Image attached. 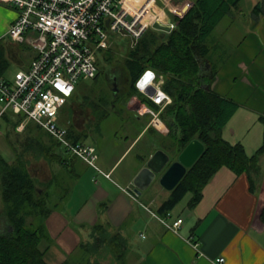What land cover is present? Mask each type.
<instances>
[{
	"label": "crops",
	"instance_id": "1",
	"mask_svg": "<svg viewBox=\"0 0 264 264\" xmlns=\"http://www.w3.org/2000/svg\"><path fill=\"white\" fill-rule=\"evenodd\" d=\"M192 1L124 0V8L133 14L143 13L146 23L155 16L164 23L169 19L173 23L171 15L183 16ZM17 15L14 6L0 1V41L9 37L8 29ZM168 30L167 27L162 29L165 33ZM212 37L220 43V47L212 54L213 60L219 65L210 88L238 104L224 126L222 136L231 143H242L247 155L251 156L264 141V125L260 120V115H264V0H241L215 27ZM13 54L19 69H26L35 56L33 54L21 60L18 46ZM116 91L113 88V92ZM147 116L139 115L135 110L129 124L131 128L133 123L130 132L132 140L112 164L102 167L97 164L109 176L73 156L70 163L66 161L62 165L56 160L42 163L40 158L34 160L33 169L30 165L29 170L39 193L47 197L52 207L45 222L53 241L45 252L46 260L50 264H62L78 254V244L91 239V230L96 224L105 225L109 231H117L126 239L123 228L130 221L137 243L135 254L139 256L132 261L127 259L129 264H264V220L260 216L264 207V165H260L264 164V154L259 156L260 162L250 173L236 174L227 166L219 168L205 184L200 200L193 207L189 205L191 195L187 193L167 212L170 213V220L177 217L183 219L178 230L174 231L142 206L147 205L156 212L170 191L152 206L151 202L139 199L140 194L136 193L134 198L124 190L133 191L134 176L148 157L160 149L159 142L148 137L153 127ZM164 125V130H157L160 136L169 132L167 125ZM143 139L147 141L143 152L134 157L139 167L125 185L118 184L112 180L118 161ZM169 153L172 156L174 151ZM65 154L63 152L62 155ZM143 155L145 158L141 160ZM172 157L175 159V156ZM13 159L14 153L7 160L10 162ZM88 169L96 171L104 181L99 182L94 172L88 174ZM72 176L76 181L84 177L85 183L87 181L90 185V191L86 193L85 184L79 185L74 195L82 198L76 205H72L73 195L66 205L60 207L57 202L66 198L70 188L68 181L73 180ZM3 210L0 199V231L8 225ZM126 254L127 250L124 257ZM108 256L110 259L113 257L111 254ZM219 257L224 259L220 263L216 261ZM113 258L111 264H116L117 260Z\"/></svg>",
	"mask_w": 264,
	"mask_h": 264
},
{
	"label": "trees",
	"instance_id": "2",
	"mask_svg": "<svg viewBox=\"0 0 264 264\" xmlns=\"http://www.w3.org/2000/svg\"><path fill=\"white\" fill-rule=\"evenodd\" d=\"M240 1L193 0L183 16L171 15L174 26L163 37L149 27L125 50L122 60L126 78V87L122 89H125L124 104L140 92L135 81L145 69H151L161 77V88L170 96V101L160 110L143 93L141 97L142 102L159 110V117L169 129L166 135L160 136L157 129L150 128L161 137L157 140L161 144L159 148L174 151L176 157L191 140L198 139L204 146L202 153L158 207V213L169 212L187 193L191 195L189 205L193 207L200 200L203 187L219 168L227 166L236 174L250 173L257 166L259 156L264 154V141L258 151L249 156L242 143H231L222 136L224 126L238 104L210 88L219 65L212 54L220 47L212 32ZM109 47L105 49L103 58L97 56V73L93 78L103 70L104 65L114 60V51ZM9 62L6 48L0 41V74L5 75ZM83 88L78 82L64 106L72 103L80 93L85 98L92 95V88ZM82 89L83 92H80ZM111 93L109 96L97 94L92 100L88 99L91 110L94 113L101 110V116H107L120 95L119 91ZM4 120L5 133L8 134L9 128L16 129L24 121V116L14 120L6 113ZM260 120L264 125V115H260ZM31 122L26 121L23 129L27 140L24 151L17 152L12 146L15 158L11 162L0 154V199L8 223L0 231V264H50L45 252L53 241L45 222L52 207L47 197L39 193L25 152L49 162L56 160L62 165L66 162L62 155L65 151L49 133L53 138L49 142L32 135ZM35 126L42 129L36 123ZM65 127L73 141H82L87 136L86 132ZM144 158V155L141 156V160ZM260 216L264 220V207ZM126 242L119 232H111L107 226L96 224L92 227L91 239L78 244V255L62 264H102V259L109 254L120 263L126 252Z\"/></svg>",
	"mask_w": 264,
	"mask_h": 264
},
{
	"label": "built area",
	"instance_id": "3",
	"mask_svg": "<svg viewBox=\"0 0 264 264\" xmlns=\"http://www.w3.org/2000/svg\"><path fill=\"white\" fill-rule=\"evenodd\" d=\"M0 1L17 9L18 15L8 29L9 37L15 42H26L36 51L28 67L17 70L12 79L0 74V120L7 111L23 115V122L29 120L38 124L66 153L109 176L98 168V154L92 144L73 141L68 136L67 128L59 122V112L79 79L96 75L98 51L110 45V34H127L134 44L153 25L150 21L142 23L139 14L124 9L123 0ZM158 21L155 16L153 22ZM173 26L174 23H170L169 28ZM161 84V77L151 69H145L135 81L138 91L159 106V110L170 101ZM150 90H153L151 94ZM138 101L137 113L150 114L151 126L164 130L159 110ZM124 190L135 198L133 191ZM142 206L171 230L177 231L183 221L181 217L170 220V213L162 216L149 206ZM223 260V257L216 259L218 263Z\"/></svg>",
	"mask_w": 264,
	"mask_h": 264
},
{
	"label": "rangeland",
	"instance_id": "4",
	"mask_svg": "<svg viewBox=\"0 0 264 264\" xmlns=\"http://www.w3.org/2000/svg\"><path fill=\"white\" fill-rule=\"evenodd\" d=\"M245 2L242 4L244 5ZM139 18L143 19V21H146V16L139 12ZM154 18L150 20L151 25H155L158 27H161L158 23H154ZM162 28V27H161ZM110 47L114 51V60L108 64L104 65L103 70L97 75L96 78H83L81 77L79 79V84L83 89H89L92 88V92H90L92 95H89V97L85 98L82 96L83 93H80V95L77 98H73V103H69L67 105H63L64 107L61 108L59 112L60 117V124L65 126H71L74 129L82 132H86L87 136H85L82 141L92 144L96 147V152L99 156L97 164L99 167H102L104 165H110L112 164L116 158L120 156V154L123 152L124 148L129 144V142L132 140L133 136L130 134L131 128L129 126L130 120L132 119V114L135 113L136 107L139 103L138 100H141L142 93L137 92L136 95L132 96L126 104L123 102V93L125 92V89L122 90L124 87H126V78L122 71V60L125 54V50L129 44H132L131 37L127 34L123 33H112L109 37ZM3 45L6 48V52L8 55V58L10 59L8 69L5 71V75L7 78L12 79V76L14 73L20 68L18 65V61H15L13 58V50L17 49V46L20 49V58L26 59L32 56L36 53L35 49L27 44L26 42H15L9 37H5V39L2 41ZM106 53L105 49H101L98 51V55L103 58V54ZM102 60V64H103ZM115 77V79H114ZM113 82L116 83L113 85ZM113 87L117 89L120 93L119 100H116V106L112 107V110L110 111L107 116L102 117L103 115L101 110L94 113L93 110L89 107L88 104L89 100H92L91 98L99 95H111V91L113 92ZM83 89L80 92H83ZM121 89V90H120ZM88 94V93H87ZM70 99V98H69ZM81 105V106H80ZM1 106V103H0ZM7 115L12 117L14 120H17L20 115H14L11 111H7ZM102 117V118H101ZM150 117L147 116L146 119ZM23 122V121H22ZM21 122V123H22ZM24 125L19 128L18 126L16 129L9 128L7 131L8 134H6V128L5 126V120L4 117L0 120V154H2L6 159H10L13 154V148L17 152H23L25 147L26 140V133H24V126L25 122H23ZM32 123V130L31 134L36 137H41L44 142H49L51 139H53L44 129H39L35 126L34 122ZM30 123V124H31ZM162 125H160L161 127ZM7 137V138H6ZM148 137L154 140H161V137L158 136L155 132H152V134H148ZM146 138V139H149ZM8 139V141H7ZM147 141L145 139L142 140L135 148H133L130 153H126L117 163L115 167V172L112 176V180H115L118 184L125 185L128 182V179L133 174V172L136 170V168L139 167V164L135 163L134 157L135 154L141 153L142 148L144 144ZM161 145V144H158ZM15 153V151H14ZM26 157H28L30 163L29 167L31 165L33 169V163L35 162L37 158L33 156L30 152H25ZM174 156V155H173ZM65 160L69 163L71 162V155L66 153L64 155ZM15 158V154H14ZM174 158V157H173ZM176 158V157H175ZM14 160V159H13ZM13 160H10L13 161ZM42 163H46L45 159L43 157L40 158ZM33 161V162H32ZM37 161V160H36ZM32 162V163H31ZM260 162V160H259ZM263 166L264 164H261ZM93 172L96 174L97 172L88 169V174ZM98 176L99 182L104 181L101 179V176L99 174H96ZM72 181H68L70 184L69 191L66 195V198L64 201L58 200L57 204L58 206H64L67 204V201L69 197H73L75 194V191L77 188H79V185L85 184L86 185V193L90 191V185L85 183V178L81 177L79 181H76V178L72 176ZM128 188V187H127ZM156 191L161 192V195L156 194ZM169 192L167 189L163 188L159 184L158 178L154 180L147 189L143 191L142 194L138 195L139 199L144 200L146 202H151L152 206L157 204L161 198ZM169 194V193H168ZM82 196L78 197V195H74L72 201V205H76ZM186 197L183 199L185 201ZM66 201V202H65ZM135 201V200H134ZM136 204H138V201H135ZM73 208H76V206H73ZM153 208V207H152ZM142 213L143 210H141ZM130 221L127 222V224L123 228V232H126L127 236V242H126V250L127 254L123 258L122 264H129L128 260H133L136 258V256L139 254H135L134 247L137 246L135 243V239L132 234V227H131ZM78 254H75L73 257H76ZM80 255V254H79ZM72 257V258H73ZM71 258V259H72ZM70 260V259H69ZM111 261H114V258L112 259L107 256L106 258L102 259V263L104 264H111ZM116 264H119L116 262Z\"/></svg>",
	"mask_w": 264,
	"mask_h": 264
},
{
	"label": "water",
	"instance_id": "5",
	"mask_svg": "<svg viewBox=\"0 0 264 264\" xmlns=\"http://www.w3.org/2000/svg\"><path fill=\"white\" fill-rule=\"evenodd\" d=\"M162 27L150 28L163 37L166 33L162 31L163 27L170 26V19L167 23L158 21ZM153 90L148 91L151 94ZM203 144L198 139L191 140L173 159V155L163 149H156L145 161L133 178V190L141 194L149 185L158 178L159 184L167 189L172 190L185 174L186 169L193 164L203 151Z\"/></svg>",
	"mask_w": 264,
	"mask_h": 264
},
{
	"label": "bare ground",
	"instance_id": "6",
	"mask_svg": "<svg viewBox=\"0 0 264 264\" xmlns=\"http://www.w3.org/2000/svg\"><path fill=\"white\" fill-rule=\"evenodd\" d=\"M123 3H124V0H123ZM124 7V6H123ZM124 9H126V8H124ZM127 10V9H126ZM128 11V10H127ZM142 23H146L145 21H142Z\"/></svg>",
	"mask_w": 264,
	"mask_h": 264
},
{
	"label": "flooded vegetation",
	"instance_id": "7",
	"mask_svg": "<svg viewBox=\"0 0 264 264\" xmlns=\"http://www.w3.org/2000/svg\"><path fill=\"white\" fill-rule=\"evenodd\" d=\"M114 79H115V77H114ZM115 84H116V83L113 82V85H115ZM113 88H115V87H113Z\"/></svg>",
	"mask_w": 264,
	"mask_h": 264
}]
</instances>
